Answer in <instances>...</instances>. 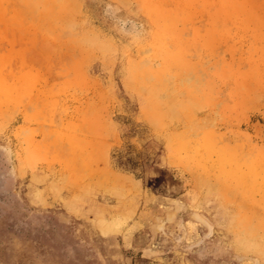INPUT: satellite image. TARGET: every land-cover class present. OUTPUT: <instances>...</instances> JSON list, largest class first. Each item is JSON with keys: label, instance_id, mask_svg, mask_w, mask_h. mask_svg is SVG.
<instances>
[{"label": "rangeland", "instance_id": "1", "mask_svg": "<svg viewBox=\"0 0 264 264\" xmlns=\"http://www.w3.org/2000/svg\"><path fill=\"white\" fill-rule=\"evenodd\" d=\"M0 264H264V0H0Z\"/></svg>", "mask_w": 264, "mask_h": 264}]
</instances>
